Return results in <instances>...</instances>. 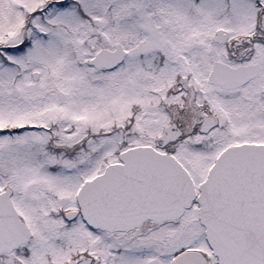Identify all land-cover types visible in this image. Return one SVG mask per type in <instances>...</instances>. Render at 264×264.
Wrapping results in <instances>:
<instances>
[{
  "label": "snow or ice",
  "instance_id": "obj_1",
  "mask_svg": "<svg viewBox=\"0 0 264 264\" xmlns=\"http://www.w3.org/2000/svg\"><path fill=\"white\" fill-rule=\"evenodd\" d=\"M0 264H264V0H0Z\"/></svg>",
  "mask_w": 264,
  "mask_h": 264
}]
</instances>
